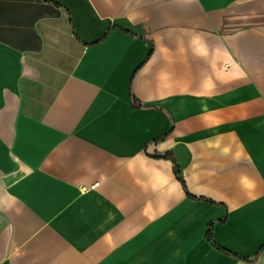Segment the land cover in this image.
Returning a JSON list of instances; mask_svg holds the SVG:
<instances>
[{
	"label": "crops",
	"instance_id": "crops-1",
	"mask_svg": "<svg viewBox=\"0 0 264 264\" xmlns=\"http://www.w3.org/2000/svg\"><path fill=\"white\" fill-rule=\"evenodd\" d=\"M261 246L264 0H0V264Z\"/></svg>",
	"mask_w": 264,
	"mask_h": 264
},
{
	"label": "trees",
	"instance_id": "trees-1",
	"mask_svg": "<svg viewBox=\"0 0 264 264\" xmlns=\"http://www.w3.org/2000/svg\"><path fill=\"white\" fill-rule=\"evenodd\" d=\"M132 96V95H131ZM132 99H133V103L134 104H138L137 103V101H136V99L134 98V96H132ZM159 155V154H158ZM161 156H167V157H169L171 160H172V162H173V170H174V173H175V176L177 177V179L180 181V183L182 184V186H183V188H184V190H185V192H186V194L189 196V197H191V198H193V199H195V198H197V197H195V196H193L189 191H188V189H187V186H186V183H185V180H184V178H183V173H182V168L175 162V159H174V155H173V153L172 152H166V153H163V154H160ZM159 155V156H160ZM212 222H210L209 223V226H208V229H207V231H206V237H207V239L216 247V248H218V249H221V250H223V251H225V252H228L227 250H225V249H223V248H221L216 242H215V240H214V238H213V233H212ZM262 247H264V246H261V248ZM261 248H260V250H261ZM245 259H248V258H245Z\"/></svg>",
	"mask_w": 264,
	"mask_h": 264
},
{
	"label": "built area",
	"instance_id": "built-area-1",
	"mask_svg": "<svg viewBox=\"0 0 264 264\" xmlns=\"http://www.w3.org/2000/svg\"><path fill=\"white\" fill-rule=\"evenodd\" d=\"M97 183H94L93 185H91V186H95Z\"/></svg>",
	"mask_w": 264,
	"mask_h": 264
}]
</instances>
